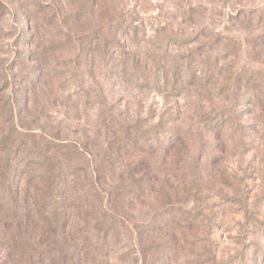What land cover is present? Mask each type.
<instances>
[{"label":"rangeland","instance_id":"rangeland-1","mask_svg":"<svg viewBox=\"0 0 264 264\" xmlns=\"http://www.w3.org/2000/svg\"><path fill=\"white\" fill-rule=\"evenodd\" d=\"M19 139L95 188L68 262L264 264V0H0V262Z\"/></svg>","mask_w":264,"mask_h":264},{"label":"trees","instance_id":"trees-1","mask_svg":"<svg viewBox=\"0 0 264 264\" xmlns=\"http://www.w3.org/2000/svg\"><path fill=\"white\" fill-rule=\"evenodd\" d=\"M21 141L22 139L17 140L14 148H10L6 153L14 162L12 165L14 171L8 170V174H13L14 179L10 199L2 202V207L10 213L5 217L8 222H5L4 225L11 222L7 228L15 233L10 245L6 247L5 257L0 264H79V258L85 260L88 253L83 254L76 250L74 253L77 259L68 262L67 256L64 257V255L67 250L73 249L71 244L73 241H69L68 237H61L57 232L64 233L68 227L73 229L75 227L74 219L79 210L85 215L91 214L92 207L86 202V195H89V191L95 190V188L91 186L89 177H86L87 179L80 177L81 174L73 177L62 175V177H52L51 179L46 174L48 166L51 167L50 161L45 155L40 154L35 157V165H28L36 167L37 171L33 175L25 177L19 170L23 153L17 149L20 147ZM74 148L80 155L87 153L78 144L74 145ZM80 158L82 157L80 156ZM85 179L90 184L82 183ZM0 194L7 193L1 191ZM11 202L13 203L10 204ZM93 210L95 214L94 207ZM59 215L61 220L58 218ZM41 217L44 218L43 231L46 237H30V228L25 226ZM88 238L90 237L79 238L74 243L75 248L81 245L85 247ZM99 246H103V241L99 240L98 242V239H95L91 245L85 247V250L95 254L98 252Z\"/></svg>","mask_w":264,"mask_h":264}]
</instances>
